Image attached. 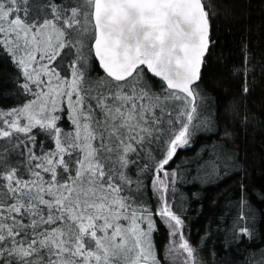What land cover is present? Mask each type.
I'll return each mask as SVG.
<instances>
[{"label":"snow or ice","instance_id":"snow-or-ice-1","mask_svg":"<svg viewBox=\"0 0 264 264\" xmlns=\"http://www.w3.org/2000/svg\"><path fill=\"white\" fill-rule=\"evenodd\" d=\"M208 7L0 0V54L15 69L0 71V97H19L0 107V264H168L157 220L172 238L168 259L198 264L172 165L213 125L200 85L215 43ZM241 75L246 95L251 77ZM241 191L243 221L254 213L244 182ZM252 195L264 203V186ZM256 227L237 231L251 239ZM248 264H264V250Z\"/></svg>","mask_w":264,"mask_h":264},{"label":"trees","instance_id":"trees-1","mask_svg":"<svg viewBox=\"0 0 264 264\" xmlns=\"http://www.w3.org/2000/svg\"><path fill=\"white\" fill-rule=\"evenodd\" d=\"M208 4L207 10L215 14L214 18L210 15L215 43L200 85L208 90L213 125L199 131L193 145L180 151L172 165L181 166L182 173L175 203L202 264H248L253 253L264 250V203L252 195L254 189L264 186V0H208ZM0 71L15 72L2 54ZM241 73L251 77L246 95ZM5 87L11 92L14 86L8 83ZM18 99L0 97V107H13ZM245 116L251 126L237 123ZM217 150L220 157L215 155ZM228 154L231 159L225 163ZM213 157L221 166L216 173L211 167ZM242 182L254 213V218L243 221L238 218L239 202L245 195ZM253 223L257 227L251 239L238 234L239 227ZM157 224L154 242L165 258L169 234L159 220Z\"/></svg>","mask_w":264,"mask_h":264},{"label":"rangeland","instance_id":"rangeland-1","mask_svg":"<svg viewBox=\"0 0 264 264\" xmlns=\"http://www.w3.org/2000/svg\"><path fill=\"white\" fill-rule=\"evenodd\" d=\"M205 115H208V113H205ZM202 130H204V128L202 127L201 129H200V131H202ZM221 151L220 150H217L216 152H215V155L217 156V157H220L221 156ZM224 162L225 163H227V161H225L224 160ZM224 163V164H225ZM221 168V166H218V169H220ZM216 172H219V170L218 171H216ZM216 172H214V173H216ZM184 236H185V238L189 241V239H188V236H187V233H186V231H185V227H184ZM171 239L172 238H170V236H169V241H168V243H167V246H166V249H165V258H166V260L168 261V264H183V261H184V259H185V257H186V253H174V259H171V260H169L168 259V247H169V245H170V243H171ZM176 240H177V243L179 242V240H178V237L176 238ZM189 243H190V241H189ZM190 245H191V243H190ZM192 246V245H191ZM195 256H196V259H197V255H196V253H195ZM197 262H198V264H202L198 259H197Z\"/></svg>","mask_w":264,"mask_h":264}]
</instances>
